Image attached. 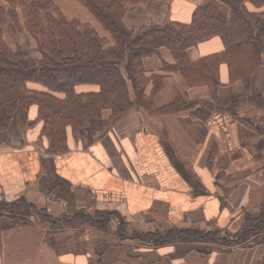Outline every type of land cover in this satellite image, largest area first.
<instances>
[{
    "label": "crops",
    "instance_id": "1",
    "mask_svg": "<svg viewBox=\"0 0 264 264\" xmlns=\"http://www.w3.org/2000/svg\"><path fill=\"white\" fill-rule=\"evenodd\" d=\"M205 1L148 0L130 7L124 23L134 30L151 23H189ZM216 1L233 10H256L249 0ZM54 2L67 17L102 30L78 0ZM3 38L10 49L21 47L40 58L35 38L13 22L3 26ZM223 50L222 41L212 38L190 48L188 56L197 61ZM163 62H175L170 51L144 59L148 76H163L160 90L153 93L150 83L146 95L157 110L178 99L189 106L169 113L133 106L97 135L86 127L75 136L69 127L68 150L62 154L47 153L46 139L36 143L43 127L38 106L30 107L33 124L26 130L20 129L19 117L14 119L0 144V199H24L67 225L51 229L38 215L24 221L0 214V264H264L259 241L226 245L176 239L156 245L137 235L189 227L230 230L248 213L257 217L264 206V110L241 106L240 113L260 112L254 130L207 104L212 100L207 85H190L181 72L164 71ZM219 71L218 101L230 107L246 92L245 84L230 82L227 64ZM248 94L264 101V66L253 75ZM111 113L105 110L104 118ZM112 211L125 227L116 217L105 226L94 218Z\"/></svg>",
    "mask_w": 264,
    "mask_h": 264
},
{
    "label": "trees",
    "instance_id": "2",
    "mask_svg": "<svg viewBox=\"0 0 264 264\" xmlns=\"http://www.w3.org/2000/svg\"><path fill=\"white\" fill-rule=\"evenodd\" d=\"M78 1L102 30L90 22L67 17L54 0H0V144L18 115L23 125L33 124L28 117L33 105L38 106L37 120L43 122L36 143L40 145L46 139L45 151L51 154L68 150L69 127L75 136L86 127L97 135L108 127L111 119L133 106L150 113H169L189 106L178 99L173 105L157 110L152 97L146 95L150 83L154 84L153 93L160 90L163 76H148L144 59L160 56L163 50L170 51L175 59L174 63L163 62L164 71L181 72L192 86L207 85L212 94L207 104L218 106L257 130L256 117L260 112L240 113V108L251 105L264 110L263 98L248 94L253 75L264 66V0H249L255 11L233 10L216 0H206L195 9L189 23H151L138 30L128 28L124 17L130 7L148 0ZM8 22L35 38L42 55L40 60L21 47L16 50L8 47L3 38V26ZM212 38H219L224 50L191 61L188 50ZM223 63L228 65L230 82L242 80L246 88L239 101L230 107H222L217 96ZM105 110L112 112L107 119L103 116ZM33 212L41 215L51 229L67 225L65 219L47 215L24 199L15 202L0 199V214L25 221ZM80 216L95 223L93 217ZM96 217L102 218L104 226L111 217L119 218L121 227H125L123 217L116 212L98 213ZM244 225L240 235L260 236V243L264 244V206L257 217L246 214ZM137 235L156 245L176 239L214 240L226 245L245 242H232L218 231L196 227Z\"/></svg>",
    "mask_w": 264,
    "mask_h": 264
},
{
    "label": "rangeland",
    "instance_id": "3",
    "mask_svg": "<svg viewBox=\"0 0 264 264\" xmlns=\"http://www.w3.org/2000/svg\"><path fill=\"white\" fill-rule=\"evenodd\" d=\"M59 5H61V3H60V0H55ZM97 23V22H96ZM95 26V25H94ZM96 28H99V27H97V26H95ZM9 47V46H8ZM39 51V50H38ZM40 52V51H39ZM41 54V53H40ZM42 58V55H40V58L38 59V60H40ZM36 59V58H35ZM18 117H20L19 115H18ZM16 119V118H15ZM19 119V118H18ZM26 126H28V125H23L21 122H20V129H22V130H26L25 129V127ZM28 128V127H27ZM35 213V212H34ZM36 216V215H38V214H32V216ZM41 217V215H38V218H40ZM47 227H52L51 225H47ZM245 227V225H244V223L242 224V225H240L239 227H236V228H233V229H230V230H225V231H221V230H207V229H205L204 231H218V232H220L221 233V235L222 236H224V237H227V239L229 240V239H231L232 240V242L234 241V242H240V241H248V242H256V241H259L260 242V240H261V238H260V236H254V235H249V236H242V235H240L239 233L241 232V230H242V228H244ZM140 230V229H139ZM139 230H136V231H139ZM141 232V231H140ZM140 232H138V233H140ZM243 234V233H242Z\"/></svg>",
    "mask_w": 264,
    "mask_h": 264
}]
</instances>
